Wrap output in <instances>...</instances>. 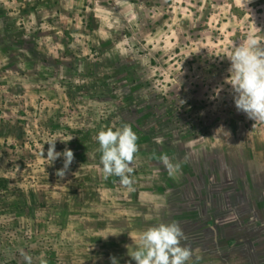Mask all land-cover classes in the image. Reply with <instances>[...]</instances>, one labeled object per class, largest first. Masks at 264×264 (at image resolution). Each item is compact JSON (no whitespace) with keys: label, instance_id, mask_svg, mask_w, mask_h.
I'll list each match as a JSON object with an SVG mask.
<instances>
[{"label":"rangeland","instance_id":"obj_1","mask_svg":"<svg viewBox=\"0 0 264 264\" xmlns=\"http://www.w3.org/2000/svg\"><path fill=\"white\" fill-rule=\"evenodd\" d=\"M249 33L264 43V0H0V264H26L21 250L32 264H129L175 208L202 227L183 242L189 264H264V123L236 110L221 59ZM126 123L131 188L104 177L95 139ZM50 139L74 152L63 180ZM161 154L180 165L172 176Z\"/></svg>","mask_w":264,"mask_h":264},{"label":"clouds","instance_id":"obj_2","mask_svg":"<svg viewBox=\"0 0 264 264\" xmlns=\"http://www.w3.org/2000/svg\"><path fill=\"white\" fill-rule=\"evenodd\" d=\"M247 2L250 4L252 0ZM221 59H227L230 63L225 83L230 85V94L236 110L245 114L249 120L255 121L253 128L256 123H264V43L249 33L245 41L239 43ZM214 91L215 96L219 97L223 85ZM95 139L99 144L104 177L106 179L110 176L118 177L122 186L131 188L134 182L132 178L134 158L139 151L138 136L132 127L125 124L122 129L115 131L111 128L101 130ZM155 142L160 143L158 138H155ZM56 143L57 139L47 141L49 147L46 158L44 149L41 156L49 162L48 165H54L57 159L63 157V167L55 173L59 180H63L71 171L75 156L73 150L67 147L62 152L56 151ZM158 159L165 166L169 176L180 168V165H174L166 154H161ZM186 240L187 236L183 229L175 221L150 227L140 235L138 242L134 241L135 250L128 253L131 257L129 264L132 260L136 264H189L193 261L194 253L189 245L183 243ZM21 255L26 264H32L30 255L23 250ZM195 259L199 261L200 257L197 256ZM110 260L111 264H119L114 255Z\"/></svg>","mask_w":264,"mask_h":264},{"label":"trees","instance_id":"obj_3","mask_svg":"<svg viewBox=\"0 0 264 264\" xmlns=\"http://www.w3.org/2000/svg\"><path fill=\"white\" fill-rule=\"evenodd\" d=\"M85 90V89H84ZM83 90V91H84ZM130 90H128V89H125L124 90V94H126L127 95V99H129V100H131V99H133V96L131 95H129V92ZM122 102V101H121ZM137 104H139V102L137 103ZM122 106V105H121ZM117 108H119V106H117ZM139 109L140 110H143V111H147V110H150V102H144L143 100L142 101H140V104H139ZM134 110H136V109H133V107L131 106V105H129L128 107H123V109L122 110H119L118 111V115L120 116V119L121 120H126V121H129V122H127V123H130L131 122V119L130 120H128V116H129V114H131V115H133V114H136L135 112H133ZM154 119V118H153ZM168 119H169V121L172 119V117L171 116H168ZM155 120V119H154ZM144 121H142V127H144L145 125H146V122H144ZM126 123V124H127ZM143 129V133H144V136H145V141L146 142H149V143H153L154 142V140H155V135H154V133L153 132H148L147 130H145L144 128H142ZM156 138H160L159 136H157ZM205 184H200V185H197V186H200L201 187V191H199V190H197V194L199 195V193L201 192V194H202V197H204V198H208L209 197V195H210V193H215V192H217V194H218V196L219 197H223L222 195H224L225 196V194H224V192H225V190L226 189H224L223 187H218V188H216V189H213V187H211L210 185L208 186V185H206L207 187H205L204 186ZM224 185H225V182H224ZM231 185V184H230ZM230 187H232V186H230ZM200 194V195H201ZM187 198L185 199L184 197L182 198V201L183 202H187ZM174 212H177V208H175L174 209ZM173 212V218H174V220L176 221V220H178V223H179V225H180V227L183 229V231H184V233H185V235L187 236V239L189 238V234H191L190 232H192V234H195L194 232H201L202 231V227H200V228H198V229H192V231L190 230L191 228H193V224H194V222L192 221V220H190L189 218L191 217V216H189L187 213L188 212H178V213H174ZM222 212V211H221ZM224 212H226L224 215L225 216H229V215H232L233 214V212H232V210L230 209V211L228 210V211H224ZM223 213V212H222ZM198 214H200V217L203 219L204 218V209H199L197 212H195L194 213V216H199ZM216 216H217V214H216ZM207 218H209V215H207ZM220 217H218V219H219ZM217 221V219H210L208 222H206L207 224H212V223H217L216 222ZM190 230V231H189Z\"/></svg>","mask_w":264,"mask_h":264},{"label":"crops","instance_id":"obj_4","mask_svg":"<svg viewBox=\"0 0 264 264\" xmlns=\"http://www.w3.org/2000/svg\"><path fill=\"white\" fill-rule=\"evenodd\" d=\"M225 194V193H224ZM208 211V210H207Z\"/></svg>","mask_w":264,"mask_h":264}]
</instances>
